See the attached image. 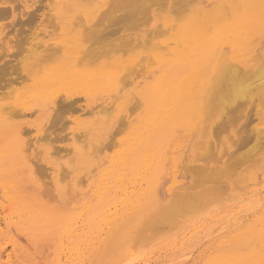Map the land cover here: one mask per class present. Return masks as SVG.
Returning a JSON list of instances; mask_svg holds the SVG:
<instances>
[{
    "label": "bare ground",
    "instance_id": "obj_1",
    "mask_svg": "<svg viewBox=\"0 0 264 264\" xmlns=\"http://www.w3.org/2000/svg\"><path fill=\"white\" fill-rule=\"evenodd\" d=\"M28 1L30 2V0H21V2H24L22 6L25 9H27L29 6ZM42 1L44 0H41L40 2ZM46 1H44V3ZM185 1L186 0H56L55 16L59 20L60 25H63V33L64 36L66 35V37H64L62 41L55 43L56 47L52 49L51 53H48L49 51L47 49V55L45 54V52L38 53L39 50H37L38 48H35L36 45H34L36 43H30L34 47L33 49H31V53L30 51H27L28 49H24L26 50L24 51L25 60L23 58H20V60L23 59L24 61H26V58L34 55L35 53H38L33 56L34 63L28 66V68L26 69L25 75L31 82L30 88L27 89L26 92L19 94L15 98V100H13V102L11 101L9 104L8 102L7 104H0V135H2V137L4 138V141L0 143V202H9L10 205L18 209V215L21 218H25V220H21L23 222V225L20 226L22 232L32 230L34 232H41L43 237L49 235L56 238L55 242L57 243V248L55 254L58 262L61 261V258L63 256H66L67 259H71L72 257L77 256L78 259L82 256H85V253L87 252L91 253L94 248L90 246L88 237L90 238L93 235L101 236V234L103 233L112 236L116 234L117 229H120L121 234H124V239H127L132 232V229H136L137 227V230H139L140 228L138 229V226L140 225V223H142V226H144L143 223L148 218V214L146 211L151 206H154L156 204H158L159 206V200L156 193L150 191V189L148 190V188L145 187V185H147L146 180L148 177L154 174L157 169H159L160 172H162L161 170L163 169L165 170V165L168 164L167 162L169 160H175V156L170 154L176 153L177 149L175 148V146L177 144V139L179 136V128L182 127V125L188 124L189 128L192 130L193 127L197 126V124H201L200 129L203 136L209 138V140H207L206 142V145L202 148L203 154H199L197 156L198 153L194 151L192 153L191 162L189 165H187L188 167L193 168H189V170H193L195 172V169L197 167V171L201 169L200 172H203V174L199 172L201 174L200 179L203 176L208 175L205 178H208V180H213L214 178L212 176H214V174L211 173H213L212 170L214 171L215 169H212L210 172L209 169L211 168L206 166H209V162L215 161L213 159H219L220 157H210L211 160L207 163L206 166H192V163H194V161L192 160L195 159V163L203 159V157L205 158V160H208L209 158L207 156L210 155L211 152L213 155V147L218 148V145H216L215 142L211 139V127L214 120L220 118V120H222V116L226 113H229L227 112L229 110H227L226 107L230 109L229 105H233L235 103L237 104V102L239 101H242L244 105H246V107L249 105L254 106V103H257L259 106L260 104L264 105V0H187V3H185ZM205 1H208L209 5L206 6L204 4ZM8 2L9 0H0V5H5ZM52 2L53 1L49 0V2L47 3V6L50 7L49 9H51V7L53 6ZM39 6L40 5H38V7ZM18 7L19 5L17 6V8ZM14 9L15 8H12V10ZM2 10L4 9L1 8L0 14ZM15 10L17 11V9ZM122 10H124V13L122 12L123 16L120 13V20L122 19L121 21H124V23H126L124 27L126 28L127 26L128 28H126L127 33H125L123 37L119 33L120 37H122V41H120L121 39L119 37V42L122 43H118L119 45L113 48H111L112 46H110V48L106 47L107 49L104 47L105 50L100 47L99 50H103L102 52L98 51V46H101V44H98V46L96 45L97 51H95L96 48L94 49L92 45H95L97 42H94L97 40H94L93 42V38L88 39L91 38L88 33H90L92 37L96 34L94 36L96 37L98 35L97 33H99L98 27L100 28L101 23L108 20L109 17L112 18L111 15L114 14V12L117 13V11L120 12ZM32 15L35 16V13ZM50 15L52 17L54 16L52 14ZM18 16H20V14ZM31 16L27 19H32ZM115 16L113 17V20L116 21ZM35 18L36 17L33 18L35 22L34 20L32 22L38 23ZM17 19L20 18L18 17ZM117 19L119 20V18ZM47 20L48 23H46L49 27V24H51V20L53 22V19L47 18ZM113 20L109 21H112L113 24L115 22H113ZM24 21L29 22L28 20ZM109 21H107V23H109ZM20 22L21 20L18 21V23ZM40 23H42V21ZM54 24L55 23H53L52 25ZM39 25L37 26L38 30ZM52 25L50 26V28L54 27ZM31 27L33 28V26ZM122 29L123 31H125L124 28ZM23 31L24 30L22 29V31L19 32L21 33ZM26 31L24 33H26ZM31 31L30 35H33ZM93 31L94 34H92ZM35 32L36 31H34V33ZM40 32L41 34L44 33L42 31ZM112 32L113 31H111V33ZM109 34L107 36H109ZM27 36L25 34V37ZM5 38H3V40ZM18 38L21 39V36H19ZM32 38L33 37H31V39ZM96 38H98V36ZM113 38H115V36ZM113 38L111 37L109 42ZM99 39L102 40L104 38L102 36V38ZM16 40L18 39H15V41ZM89 40H92L93 42V44H89L92 47L91 49H89L90 46H86L87 43H85V41L90 42ZM105 40L106 38L102 41L105 42ZM39 42L42 45L43 42H41V40ZM28 43L29 42H27V44ZM1 44L2 46H0V48H4L3 43ZM15 45L16 47L18 46V44L16 43ZM20 46L19 49L21 48ZM38 46L39 45L37 42L36 47ZM3 48L2 50L5 49ZM27 53L30 54L28 55V57H26ZM58 53H63V57L51 61L50 64H46L47 60L55 57ZM12 54H14V52ZM14 56H17V54H14ZM6 62L7 65L5 67H8V63L10 62ZM16 70L18 71L19 69L16 68ZM17 71H15V74L18 73ZM19 74L17 76H19ZM6 76L7 75H5V77ZM22 77L25 78L24 76ZM19 79H21V77ZM10 83L7 82L9 87L13 84ZM20 83L21 82H19V84ZM6 86L0 88L4 89ZM10 88L13 89L14 87L12 86ZM8 90L10 89L8 88ZM10 92L12 93V91ZM3 93H6V91ZM7 94L8 93H6V96L8 97ZM58 99L61 100L60 104L68 103L71 105H77V103L84 102L76 109L83 115L91 114L93 116L100 113H109L110 115L114 113L117 119L120 118V120H122L119 121L118 125H120V122H122L121 125L124 124V129L127 125L131 128L132 142L128 144L125 152L119 160L110 162V164L103 169L101 182L96 186L95 190H89L88 195L84 196V198L87 197L88 199L82 205L83 210L81 212L73 214L70 217H65L62 210H60L62 213L60 211H54L51 219L46 220V218L41 217L39 209H54L53 207H43L42 205H40L39 202L41 201V199L47 198L48 201H55L54 198L60 197L61 199L63 198L62 200L64 202L69 204L81 200L79 198L86 193H84L82 189H78L77 186L79 185L78 183H80V185L83 184L80 181L84 178H87L89 172L78 171V169L76 168L78 165L71 157L64 162L57 164L43 161L41 160V157L40 159H38L36 157V155L38 154V151H36V142H38L36 141L37 136L35 138L28 137V135L32 132V128L34 127H26L22 122H18L17 118L22 117L23 115L30 117L35 115L40 116L41 114L47 112L51 105L56 104L57 106L59 102ZM242 102H239L240 106ZM64 105L60 106H67V104L65 106ZM244 105L243 107H240L241 109H239L236 105V109L238 108L239 110L238 112H236L237 110L235 112L237 114H240L242 110L244 111ZM60 106L57 107L59 108ZM263 107H261V109H264ZM249 110H251V113L247 115L248 118L250 114L253 113L252 111H254V109L250 107ZM256 111L259 110H255L254 112ZM53 112L56 111L53 110ZM61 113L63 114V112ZM74 113L77 112L75 111ZM257 113H253L252 115L256 117ZM109 115L106 114V116ZM240 115H242V113ZM242 116H240L239 119H241ZM236 117L237 116L234 115L233 112V118ZM224 118H227V116ZM228 118V124L227 122H225V125V123L222 122L226 121L225 119L221 121L224 125L220 121L219 123H221L223 126L228 125L227 128L230 129L233 124L232 122H235L236 120L233 121L230 120L232 118H229V123ZM253 119L256 120V118ZM229 124H231V126ZM233 125L234 126H232V130L234 128L235 135H237L236 132L238 133L241 131L236 129L235 124ZM215 126L216 125H214L213 127ZM254 126L256 125L252 126L255 129ZM56 127H58V124L56 125ZM92 128L93 127L89 124L83 125L81 128L82 133H80L82 137H87ZM46 129L48 130L49 126ZM226 129L223 131L226 132V134L224 133L225 136L229 135ZM247 129L242 130L245 132L247 131ZM254 129L251 128V130ZM256 129L257 130H254V132H256L257 135L253 131H250L252 132L254 141L252 140L250 135L249 139H247L249 140L248 144H251V141L254 142V145L248 150L249 155L247 154L244 156L246 159L249 156V159L241 161L242 163L238 161L240 162V164H238V162H233V164H231V162L228 167L226 166L224 170H227V168L229 170L231 166H234L232 169L234 170V173L232 172L233 174L231 173L230 175L232 177L229 176L230 178L228 179L231 180L235 173L237 174L236 170H240L241 165H246L250 162L252 163L255 161L253 160V158L258 153L257 151H259L258 146L260 145V138L264 137V129L259 127ZM56 132H59L58 134L60 135V131H55V133ZM223 132L221 133L223 134ZM47 133L46 135H48ZM222 134L220 135L219 132L220 136H218V134L214 135L219 139ZM240 134L242 135V133ZM240 134L239 136L241 137ZM50 135L51 134H49L48 136ZM81 135L79 136L81 137ZM58 136L54 135L55 138H58ZM65 136L67 138V134H65ZM43 137L44 139L46 138L45 134ZM112 138H114V135ZM230 138L232 139V137ZM41 139V141H44L43 138ZM210 139L212 141H210ZM238 139L240 138L238 137ZM38 140L40 139L38 138ZM48 140L52 141V137ZM61 140H63V138ZM55 142L57 143L58 141L55 140L54 143ZM84 142L85 144H87L86 140H84ZM100 142L103 143L102 141ZM50 143L51 145H55L52 142ZM78 143H80V141H78ZM91 143L93 146V141ZM261 143L264 144V139L263 141H261ZM83 144L84 143H82V145ZM248 144L246 145L247 147L249 146ZM100 145L102 146L103 144ZM101 146H98L99 148L97 151L99 152V154L100 151L103 152V150L101 149L105 148L104 145L103 148H101ZM112 146L113 143L110 148ZM84 147L86 148V146ZM259 148L260 151H264L263 146ZM93 149L94 151L96 150L94 146ZM55 150L56 149H54V151ZM221 150L222 154L224 152L223 148H221ZM56 151L57 153H61L60 149H57ZM63 151L64 153L68 152V154L73 153L71 148H69V150L68 148L66 150L63 149ZM97 151H95V153ZM41 152L39 150V154L42 155ZM88 153L90 154L89 151ZM52 154L55 155L56 152L55 154L54 152H51V155ZM214 155L216 156L217 153L215 152ZM93 156L96 157L97 154ZM227 156L229 155L227 154ZM250 156L252 158V161H250ZM236 157H239L237 153L233 156V159H231V161L237 159ZM261 159L263 163L262 172L264 176V154ZM228 160H230V158H228ZM258 162L255 161L253 164L250 163V167ZM95 168H93L92 170H94ZM223 168L224 167H222L221 170H223ZM248 168H244L240 171H247ZM186 170L189 171L188 169ZM216 170L214 171L216 175L217 173L221 172L226 173L224 170H220L219 172ZM158 173L156 176H158ZM165 173L163 174L165 175ZM205 173L207 175H204ZM166 174L168 175L169 172ZM226 175L223 174L221 175L222 177L217 175V177L221 179L224 176L226 177ZM209 176H211L212 178L210 177V179ZM241 176L239 177V179L241 178ZM217 177L215 178L217 179ZM234 178L238 179L237 175ZM159 179L160 178H158V180ZM154 180L155 179H153L152 181ZM194 180L193 182L195 183L198 181ZM213 181L215 183V180ZM206 182L205 184L210 183L211 181H208L207 183ZM201 184L202 186H204L203 183ZM235 184H237V182H235ZM197 185L198 184H196V186ZM239 185H241V183ZM92 186L94 185L90 183L89 187L93 188ZM196 186L195 188H199V185L197 187ZM219 186L221 187V185ZM212 188L214 191L217 187L214 188L212 185ZM236 188L238 187L236 186ZM261 188L262 187H260V189ZM190 189L192 188L190 187ZM187 190L189 191V188ZM236 190H239V192L242 193L241 189ZM200 191L202 190L200 189ZM200 191H198L196 196H194L195 192L194 194L192 193L193 197L197 198V196H200L198 195L201 194ZM210 191H212V189ZM186 192H184V195H190ZM203 193L202 196H200L202 197L201 199L204 198V194H206V196L207 194H209L208 192L204 194ZM248 194H251V191ZM173 196L175 198L173 200V203L175 202L178 205L177 202H180V200L177 201V197H175V195ZM186 197L188 198V196ZM190 197L192 198V196H189V199L191 200ZM223 199H225V197H223ZM182 200L184 201L185 199ZM191 201H193V199ZM169 204L167 205V210L165 209V212L163 213H170L169 211L173 208V206L171 204L170 207L172 208H170ZM255 204H253V207ZM12 206L11 210L13 208ZM184 206L187 207L186 203ZM203 207L205 206H201V209ZM176 208L177 207L175 206L173 208V211H175ZM7 209H9V207ZM158 211L159 210H157V212ZM151 215L149 217V224L147 225L146 222L144 227H152V225H150V221H152L151 219L154 220V213L152 215V218ZM130 217H133L135 221H138L133 227L132 223H130L129 220ZM169 218L165 220L168 221ZM167 221V225L171 226L168 223L173 221ZM176 221L174 220V223H177ZM26 222L29 224L28 227L24 226V224H27ZM156 224H154V226ZM173 225L174 224H172V226ZM176 225L178 226V224H175V226ZM160 227L162 229V226ZM130 228L131 232L127 234L128 231L126 230H129ZM171 228H174V226ZM154 229L155 228L153 227V231ZM140 230L142 231H140L139 233H143V229ZM150 230L152 231V229ZM156 230L152 233H157L158 231ZM144 232H148V230ZM86 235L88 237H85ZM35 236L39 235L34 234L32 236L34 240L36 238ZM162 236L160 238H162ZM137 237H140L141 239L142 235ZM156 238H154V240ZM148 240L149 239H147V241ZM25 245L28 244L25 243ZM135 253L136 252H134V254Z\"/></svg>",
    "mask_w": 264,
    "mask_h": 264
},
{
    "label": "rangeland",
    "instance_id": "obj_2",
    "mask_svg": "<svg viewBox=\"0 0 264 264\" xmlns=\"http://www.w3.org/2000/svg\"><path fill=\"white\" fill-rule=\"evenodd\" d=\"M10 1L15 2V3H11ZM17 1L18 0H16V1L9 0V2L7 4L0 5V11H1V8L4 9V10H2V12L0 14V46H2L1 43H3V46L5 48V49L3 47L0 48V71H1L0 72V76H1L0 77V85H1L0 87H4L7 85L4 89L0 88V104H4V103L7 104V102L9 104L11 101L13 102V100H15V98L19 94L26 92L27 89L30 88L31 82L28 79V77H26L25 74H26V69L28 68V66H30L31 64L34 63V57L33 56H35L36 54H38L40 52H45L46 55L48 53H51L52 49H54L56 47L55 43L62 41V39L64 37H66V35L64 36V33H63L64 32L63 25H60L59 20L55 16L56 0H51V1H53L52 2L53 6L50 5V6H52L51 9H49L50 7L47 6V3L49 2V0H47V1L44 0V1H46L45 2L46 4L44 3V1H42L43 2V4H42V2H40L41 0H30V2L28 1L29 6L27 9H25L22 6L24 2H21V0H19L18 2ZM22 1H24V0H22ZM186 1H185V3H187ZM44 4L48 8H46ZM204 4L207 6V5H209V2L205 1ZM18 5H19V7L17 8ZM38 5H40V6L38 7ZM42 5H43V8H42ZM8 6H9V8H8ZM12 8L17 9V11L14 9L15 10V12H14V10H12ZM6 9H8V10H6ZM48 10L49 11L52 10V11L49 12ZM123 11L124 10H122L120 12L117 11V13L114 12V14L116 13L115 14L116 16L114 14H112L113 15V16L111 15L112 18L109 17L108 20L102 22L103 24L101 23L100 28L98 27L99 33L96 32L98 34L97 35L98 38H96L97 36L94 37L96 34L92 37L91 34L88 33L91 37L88 39L93 38V42H94V40H97L94 42V43H96V42L97 43L95 45H92V47L94 49L98 46V44H101V46H98V51L102 52L103 50L102 51L99 50L100 47L104 49V47L110 48V46H112L111 48H113V47H116L117 45H119L120 43H122V42H119V37H120V35L123 37L125 35V33H127V30H126L127 26H126V28L124 27L126 25V23H124V21H121L122 19L120 20V13L123 16V13H124ZM27 13H29V14H27ZM34 13H35V16L32 15ZM19 14H20V16H18ZM22 14L23 15L25 14V15L23 16ZM46 14L47 15L49 14V15L47 16ZM50 14H52L54 16L52 17ZM4 15H5V17H4ZM27 16H29V17H27ZM30 16L32 19H27V18H30ZM114 16L116 17V21L113 20ZM1 17L3 18V20ZM18 17L20 19H17ZM34 17H36L35 19L38 23H34L35 22V20L33 19ZM47 18L53 19V22L51 20V24H49V25L51 26L53 23H55L54 25H52L54 27H52V28H50V26L48 27ZM117 18H119V20ZM121 18H123V17H121ZM43 19H45V20H43ZM20 20H21V22L18 23V21H20ZM24 20H28L29 22L24 21ZM33 20H34V22H32ZM109 20H113V22L115 21L116 23L114 22L112 24V21L110 22ZM30 21H31V23H30ZM39 21L40 22L42 21L43 24L40 23ZM107 21H109L110 24L107 23ZM15 23H16V25H15ZM17 23H18V25L19 24L20 25L18 26ZM23 23H25V24H23ZM32 23H33V25H32ZM35 24H36V26H35ZM38 25H39V30L37 27ZM44 25H46V26H44ZM28 26H30V27H28ZM31 26H33V28ZM20 28H22L24 30L23 32H21L22 35L19 32V31H22V29H20ZM28 28L30 29V31L32 30L31 32L33 33L34 36L30 35L31 33H30ZM102 28H105V29H102ZM122 28H124L125 31H123ZM26 29H27V31H26ZM101 29H102V31H101ZM12 30H14V31H12ZM25 31H26V33H24ZM34 31H36V32L34 33ZM40 31L44 32V33H42L43 35L41 34ZM96 31H97V29H96ZM100 31H101V33H100ZM111 31H113V32L111 33ZM10 32L13 34H11ZM109 33H111V34H109ZM119 33H120V35H119ZM25 34H26V36L28 34V36L25 37ZM92 34H94V31ZM108 34H109V36H107ZM116 34L119 36H117ZM18 35L21 36V39L18 38L19 37ZM102 36L104 39L106 38L105 42L102 41L104 39H102V40L99 39V38H102ZM114 36H115V38H113ZM31 37H33V38L31 39ZM34 37H36V38H34ZM111 37L113 39H111V41L109 42ZM122 37H120V39H121L120 41H122ZM3 38H5V39L3 40ZM15 39H18V40L15 41ZM115 39L118 41H116ZM40 40H41V42H43L42 45L39 42ZM27 42H29V43L27 44ZM37 42H38V45L40 47L39 46L36 47ZM93 42H92V40L90 42L85 41V43H87L86 46H90L89 44L90 43L93 44ZM103 42L105 45L103 44ZM112 42H113V44H112ZM15 43L18 44L17 47H16ZM20 43H21V46H20ZM30 43L31 44L36 43V44H34V45H36L35 48H38L37 50H39V51H38V53L31 55L30 57H28V55H30V54H28L29 53L28 52L26 55V57H28V58H26L27 60L24 61L25 60L24 59L25 58L24 57L25 56L24 51H26L24 49H28L27 51H30V53H31V49L34 48ZM19 46L21 47L20 49H19ZM92 47L90 46L89 49H91ZM2 48L4 50H2ZM39 48H42V49H39ZM45 48H46V50H45ZM21 49H22V51H21ZM47 49L49 51L48 53H46ZM37 50H36V52H37ZM95 51H97V48L95 49ZM13 52L15 55L17 54L18 57L14 56V54H12ZM18 53H19V55H18ZM21 56H23V57H21ZM60 57L61 58L63 57V53H61V54L58 53L55 57L50 58V60H47L46 64H50L51 61L58 59ZM20 58H23L24 60L23 59L20 60ZM4 60H5V62L6 61L10 62V63H8V67H5L7 65V62L5 63ZM19 65H22V66H19ZM8 68H10L11 70ZM16 68L19 70L17 71ZM15 71H17L18 73L15 74ZM2 72L5 75H7L8 77L7 76L5 77V75ZM18 74H19V76L21 75L20 76L21 79H24L25 81L19 79L20 77L17 76ZM22 74H24V75H22ZM22 76H24L25 78H23ZM3 81L6 83V85ZM16 81H17V83H16ZM7 82L8 83L11 82L10 84L13 83L12 86L14 88L13 89L10 88L12 86L9 87ZM19 82H21V83L19 84ZM16 84H19V85H16ZM8 88L10 90H8ZM3 90H5L6 93H8L7 94L8 97L6 96V93H3V92H5ZM10 91H12V93ZM58 101L59 102H58L57 106L65 104V103L60 104L61 100H59V99H58ZM239 102H242V101H239ZM239 102H237V104L236 103L235 104L237 105V107L239 109H241L240 107H243L244 103L242 102L241 106H240ZM83 103L84 102H80V103H77V105L76 104L71 105V104L66 103L67 104L66 107L62 106L64 109L61 106L59 107L60 108L59 109L56 106V104L51 105L49 107L48 111L45 112L44 114H41L40 116H36V115L31 116V117L30 116H24V115L22 117L17 116L18 122H22L28 128L34 127V128H32V132L28 135V137L35 138L37 136L36 141H38V142H36V146H37L36 151H38V154L36 153L37 154L36 157L38 159H40V157H41V160H43V161H47V162L57 164V163H62L71 157L74 159V161L78 165L76 167L78 169V171L89 172L87 178H84L82 180L80 179L81 180L80 182H82L83 184L80 185V183H78L79 185L77 186L78 189H82L84 191V193H86V194L82 195V197L79 198L81 200H78L76 202H73L72 204H69V203L64 202L62 200L63 198L61 199L60 197L54 198L55 201H48L47 198L41 199V201L39 202L40 205H42L43 207H53V209H54V210L49 209V208H47L48 210L45 208L39 209V211L41 213V217L46 218V220L51 219L54 211L62 210L63 215L65 217H70L73 214L81 212L83 210L82 205L88 199L87 197L84 198V196L88 195L89 190L90 191L95 190L96 186L101 182L102 175H103V169L105 167H107L110 164V162H112V161L115 162V161L119 160L122 157L123 153L125 152L128 144L132 142L131 141V139H132L131 128L127 125L126 128L124 129L123 128L124 124L121 125L122 122H120L121 123L120 125L122 127L120 125H118L119 121H122V120H120V118L117 119L115 117L114 113H112L110 115H109V113H106L109 116H106L105 113H102V114L100 113L98 115H93V116L91 114L90 115L89 114L83 115L80 111L76 110L79 107V105H81ZM235 104H233V105H235ZM233 105H229L230 109H228V107H226L227 110H229V111H227V110L226 111L229 113L225 112L226 114L223 116L224 117L227 116V118L228 117L232 118L230 120H233V121L236 120L237 121V122L236 121L235 122L231 121V122L233 124H235L236 129L241 131V132H238L239 134L242 133V135L240 134L241 137L239 136V134L237 132H236V134L238 136L235 135L234 128H233L234 131L232 130V126H234L233 124H232V126H231V124H229L231 126L230 129L227 128L228 125L223 126L224 125L223 123L227 122V118H224L222 116V118H223L222 120L225 119L226 121L220 120L221 118L215 119L213 122V125L211 127V139L215 142L216 145H218L217 146L218 148L213 147V149H214L213 155L211 152V154L207 156L209 158L208 160H205L204 157H203V159L197 161L196 163H195V159L192 160V161H194V163H192V166H197V165H199V166L205 165L206 166L207 163L211 160L210 157H212V156H214L215 158L220 157L219 159H213L212 158L215 161L209 162V164H208L209 166H206V167L211 168V169H209L210 172L212 169H215V170L217 169L216 171L219 172L222 169V167H224L223 168V170H224L226 168V166L228 167V165H230L231 162H232L231 164H233V162L236 163L238 161L241 162V161L249 159L248 158L249 156L247 157V159L244 156L248 154V150L254 145V142H252V141L250 142L251 144L253 143L252 145L248 144L249 140H247V139H249V135H250L252 140H253L252 132H250V131L254 132V130L256 131L257 130L256 128H258V127L264 129V109H261V107H263L264 105L262 104L263 105L262 106L260 104V106H259L257 103H254V106L249 105L246 107V105H244L245 109H244V111L242 110V112H241L243 116L240 115L241 113L240 114L236 113V112H238L239 109L238 108L236 109V107H235L236 105L235 106H233ZM250 107L253 108L254 111L259 110L256 112L252 111L254 114L258 112L256 114V117H254V115H252L253 114L252 113V114H250V116L248 118L247 115H249V113H251V110H249ZM65 108H67L68 110ZM53 110L56 112H53ZM65 110H66V112H65ZM75 111L77 113H74ZM61 112H63L64 115ZM230 112H231L232 116L230 115ZM233 112H234V115H236L237 117L239 115V117L233 118ZM63 116H64V118H63ZM240 116H242L241 119H239ZM61 118H62V120H61ZM229 118H228V121L230 123ZM253 118H256V120ZM51 120H52V123H51ZM56 121H58V122H56ZM219 121L220 122L222 121L223 123L222 122L221 123L223 125L221 123H219ZM57 124H58L59 128L56 127ZM86 124L91 125L93 128L91 129V131L89 132L87 137L86 136L82 137V135L80 134V133H82L81 128L83 125H86ZM227 124H228V122H227ZM252 124L256 125L257 127L254 126L255 127V129H254L252 127L253 126ZM214 125H216V126L213 127ZM225 125H226V123H225ZM48 126H49V129L47 130L46 128H48ZM200 126H201V124H197V126L193 127V129L191 130L189 128L188 124L182 125V127L179 128V130L181 131V132L179 131L180 137L178 136L177 144L175 146V148L177 149L176 153L170 154V155L175 156V160H169L167 162L168 164L165 165L166 173L169 172V174L167 175L165 173L164 169L161 170L162 172H160L159 169H157L155 172L156 174L155 173L152 174L146 180L147 185H145V187H147L148 190L150 189V191L156 193L157 198L159 200L158 203L160 206L159 207L158 204H156L154 206H151L146 211L148 214V218L144 221L143 225L145 226L146 222H147V225L149 224L148 223L150 220L149 217L151 214L153 215V213H154V215H155V216L153 215L154 220L151 219L152 221H150V225H152V227L147 226L148 227L147 228V227L142 226V223H140V225L139 226L137 225V226H138V229L139 228L143 229V233L142 232L139 233L142 230H140V229L137 230V227H136V229L135 228L132 229V232H131V228L133 226H135L138 221L137 220L135 221V219L133 217H130L129 220H130V223H132V227L129 230H126V231H128L127 234H129L131 232L127 239H124V234H121L120 229H117L116 234L112 235V236H110L106 233H103V234H101V236L100 235L99 236L93 235L92 237L89 238L86 235L85 237H88L90 246L92 248H94L91 253L87 252V253H85V256H82L78 259H77V256H74L71 259H67L66 256H63L61 258V261L58 262V259H57L56 254H55V251L57 248V243L55 242L56 238L54 236H49V235L43 237L41 232H34L32 230H28L27 232L26 231L22 232L20 226L23 225V222L21 220H25V218H21L18 215L19 214L18 209L16 207L14 208L12 205H10L9 202L1 201L0 202V264H60V263L61 264H264V189H263L264 188V176H263V172H262L263 163H262V159H261V157L264 154V151H260V148H259L262 146L264 148V144L261 143V141H263L264 137L260 138L261 141L259 140L260 145L258 146V150L260 152L257 151L258 153L256 154V156L254 158L252 156L253 153L251 154L253 160H255L257 162L259 161L258 163H255L254 165H252V167H250L251 162L246 164V165H241V168L239 165L240 170H242L244 168L246 169L249 167L247 169V171L246 170L240 171L239 169H237L238 170L237 171L235 169L236 168L235 167L234 169L236 170L237 174L235 173V175L233 176V178L231 180L228 178L232 177L230 175L234 171V170H232L234 166L233 167L231 166V168L229 167L230 168L229 170H228V168H227V170H224L226 173L221 172L224 175L227 174L228 176L226 175V177L224 176L223 178H221L222 177L221 175H223V174L217 173L218 176H221L220 177L221 179H219V177H217V175L214 173L215 170L214 171L212 170L213 173H211V174H214V176H212V177L214 178L213 180H215V183H216L215 184L214 181L211 179L212 178L211 176H209V178L211 177L210 178L211 180H208V178H205L208 176L207 172H209V171L206 172L207 174L206 173L204 174L207 176H203L202 177L204 179L203 180L202 178L200 179V176H201L200 173L203 174V172H200L201 169H199V171H197L198 167L197 168L195 167L196 168V169L194 168L196 170V172H195L193 170H189V168H192V167H188V165L191 162L192 153L194 151H196L198 153L197 156L199 154L202 155L203 154L202 148L206 145L207 140H209V138H206L203 136L201 129H200ZM53 128H56L57 130L53 129ZM61 128H62V130H61ZM251 128L254 130H251ZM63 129H65V130H63ZM225 129H226L227 133H229V135L225 136L226 132H223ZM242 129H244V130L247 129V131L244 132ZM46 130L48 131V133ZM52 130H53V133H52ZM54 130L60 131V135L58 134L59 132H56L59 135L58 136ZM116 132L117 133L119 132L118 133L119 135ZM219 132H220V135L222 134L221 132H223V134L218 139V138H216V136L214 134H216V135L218 134V136H220ZM46 133L48 135L51 134L50 136L52 137V141L48 140L51 137L46 135ZM77 133H78V135H77ZM115 133H116V135H115ZM254 133L256 134V132H254ZM44 134H45V137L47 138V139L45 138L47 142L45 141V139L43 137ZM53 134L55 136H58V138H55ZM65 134H67V138H66ZM76 135H77V141H76ZM79 135H81V137ZM113 135H114V138H112ZM62 136H65V137H62ZM236 136H237V138H236ZM230 137H232V139L234 141ZM238 137L240 139H238ZM38 138L40 140H38ZM41 138H43L44 141H41L42 140ZM59 138H60V140H59ZM62 138H63V140H61ZM64 138L67 140H65ZM227 138L228 139L230 138L229 141ZM78 139H80V140H78ZM211 139H210V141H212ZM55 140H57L58 142L54 143ZM84 140H86L87 144H85ZM242 140H244V141H242ZM3 141H4V138L2 137V135H0V143ZM59 141H61V142H59ZM78 141H80V143H78ZM90 141L91 142L93 141V143H94L93 146L96 149L95 151H97L98 148L101 146L100 144H103L105 147V148H103V145L101 146V148H103V149H101V150H103V152L100 151V154H99V152L97 151L98 153L97 152L95 153L93 146H92V143ZM100 141H102L103 143H101ZM235 141L236 142L238 141L240 145L238 144V142L236 143ZM44 142H46V143H44ZM50 142H52L55 145H51ZM245 142H246V144H245ZM82 143H84V144L82 145ZM112 143H113V146H115V145L116 146L115 147L112 146L110 148ZM247 144L249 145L248 147L246 146ZM242 145L245 147H243ZM255 145H258V144H255ZM84 146H86L87 149ZM241 146H242V148H241ZM67 148H68V150H69V148H71L73 153H70V154H68V152L64 153L63 149L66 150ZM109 148H110V150H109ZM221 148H223V151H224L222 154H221V151H222ZM225 148H226V151H225ZM54 149H56V150L60 149L61 153L59 151H58L59 153H57V151L56 150L54 151ZM240 149H241V151L244 149L242 151V153H241ZM245 149H247V150H245ZM39 150H40V152L42 151L41 152L42 155L39 154ZM88 151L90 152V154L88 153ZM234 151L235 152L237 151L236 153L238 154L239 157H236L237 159H235L234 161H231V159H233V156L236 154ZM244 151H246L247 153ZM51 152H54V154L56 152V154H55L56 156L53 154H52L53 155L52 156ZM215 152L217 153L216 156L214 155ZM58 154H59V157H58ZM64 154H66V155H64ZM96 154H97L96 157L93 156ZM227 154L230 157L227 156ZM239 154L240 155L243 154V155L240 156ZM61 156H65V157H61ZM251 156H250V159H251L250 161H252ZM55 157H57V158H55ZM102 157H103V159H102ZM207 157H206V159H207ZM228 158H230V160H228ZM216 160H217V162H216ZM240 162H238V164H240ZM254 162H252L251 164H253ZM243 164H244V162H243ZM212 165H213V168H212ZM93 168H95V169L92 170ZM186 169H188L189 171H187ZM223 170H221V171H223ZM241 172H243V173H241ZM157 173H158V176H156ZM163 173H165V175ZM219 174H221V175H219ZM241 174H242V176H241ZM236 175H237L238 179L240 176H241L240 179H242V178H244V179L238 180V179L234 178V177H236ZM196 176H198V177H196ZM215 177H217V179L220 181H218ZM158 178H160V179L158 180ZM153 179H155V180L152 181ZM194 179L198 180L197 182H200V183L193 182ZM205 180L206 181L208 180L209 182L210 181L211 182L207 183L208 181L206 182ZM204 181L207 184H205ZM238 181H239V183H238ZM240 181H242V182H240ZM192 182L195 184H193ZM232 182H233V184H232ZM235 182H237V184H235ZM90 183H92L94 185V186H92L93 188L89 187ZM201 183H203L204 186H202ZM240 183H241V185H239ZM258 183H260V184H258ZM196 184L199 185V188L197 187L198 185L196 186ZM200 184H201V186H200ZM194 185L197 188H195ZM212 185L214 188L217 187L214 191H213ZM219 185H221V187ZM222 185H223V187H222ZM232 185H233V188H232ZM235 185L238 188H236ZM184 186H186V187H184ZM189 186L192 189H190ZM208 186H210L211 188ZM181 187L182 188L184 187V188L182 189ZM227 187H229V188H227ZM260 187H262V188L260 189ZM188 188H189V191L187 190ZM200 189L202 191L205 190L203 192L204 193L208 192L209 194H207V196H206V194H204L202 191H200ZM211 189H212V191H210ZM236 189H241L242 193L239 192V190L237 191ZM259 189H260V191H259ZM186 191H188V192H186ZM198 191L201 192V194H198V195L202 196V193L204 194L203 199H201L202 197H200V196H197V198L193 197L192 193L194 194V192H195L194 196H196ZM250 191H251V194H248V193H250ZM184 192L189 193L192 196V198L191 197L190 198H191V200L193 199V201H191L189 199L190 195L185 194L186 196H188V198H187L184 195ZM173 195H175V197H177V201L180 200V202H177L178 205L175 202L173 203V200L175 199ZM239 196H240V198H239ZM223 197H225V199H223ZM181 198L185 199V200L183 201ZM194 198H196V199H194ZM220 198H222L223 200ZM250 200L251 201L253 200V201L251 202ZM188 201H190V202H188ZM169 202H170V204H169ZM181 202H183V203H181ZM166 203L169 204V207L171 204H172L173 208L176 206L177 207L176 210L173 211L174 209L172 207H170V208H172V209H170V211L168 210L170 213H168V214H166L167 212L163 213V212H165V209L168 207L167 206L168 204H166ZM185 203H186L187 207L184 206ZM252 203L253 204L256 203L254 205V207H253ZM201 204H203L205 206L202 209H201V206H203V205H201ZM165 205H166V207H165ZM190 205H191V207H190ZM6 206H8L9 209H7L8 207H6ZM11 206L13 207L12 208L13 211L11 210ZM178 206H179V209H178ZM182 206H183V208H182ZM184 207L186 209L187 208L188 209L186 210ZM177 209L179 210V212ZM206 209H208V210H206ZM157 210H159V211L157 212ZM180 210H181V212H180ZM155 211H156V213H155ZM171 212H173V213H171ZM14 214H15V216H14ZM152 215H151V218H152ZM176 215H177V217H176ZM168 218H169L168 221H173V222L168 223L171 226H168L166 223L167 220H165V219H168ZM173 219L175 221L177 220L176 221L177 223H174ZM153 223L154 224L158 223V224H156L157 226L156 225L154 226ZM172 224H174L173 225L174 228L175 227H177V228H175V229L171 228V227H173ZM175 224H178V226L177 225L175 226ZM28 225H29L28 223L24 224L25 227H28ZM160 226H162V229ZM153 227L155 228L154 231H153ZM149 228L152 229V231ZM147 230H148V232H144ZM155 230L158 231L159 233L157 232V233L153 234L152 232H155ZM178 230H180V231H178ZM169 231H171V232H169ZM138 233H139V235H138ZM34 234L39 235V236H35L36 237L35 240L32 237ZM157 234H158V237H157ZM41 235H42V237H41ZM140 235H142L141 239H140V237H137ZM160 235L161 236L163 235L162 238H160L161 237ZM17 236H19L20 238ZM153 237L154 238L157 237V238L154 240ZM147 239H149V240L147 241ZM25 243H27L28 245H25ZM142 246H143V248H142ZM133 248H135V249H133ZM94 252H96V253H94ZM134 252H136V253L134 254ZM86 255H88V256H86ZM132 256H133V258H132Z\"/></svg>",
    "mask_w": 264,
    "mask_h": 264
}]
</instances>
